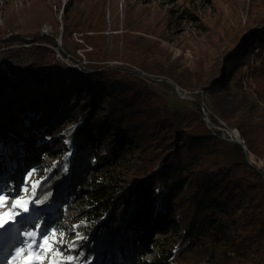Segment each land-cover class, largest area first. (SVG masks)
Returning a JSON list of instances; mask_svg holds the SVG:
<instances>
[{"label":"trees","instance_id":"1","mask_svg":"<svg viewBox=\"0 0 264 264\" xmlns=\"http://www.w3.org/2000/svg\"><path fill=\"white\" fill-rule=\"evenodd\" d=\"M106 1H96L85 17L79 3L70 0L68 5L74 14L63 37L67 41L74 32L81 34L75 46L89 60L84 70L48 71L57 57L54 37L35 32L7 38L0 25V47L22 45L10 54L16 74L0 59V89H17L21 97L15 98H22L28 86L44 89L41 102L27 94L20 108V101L7 97L9 113L19 111L8 121L31 125L48 118L52 102L55 109L65 110L47 132H60L65 162L46 170L31 188L30 201L43 211L46 231L65 219L73 194H85L89 205L74 225L85 239L68 248L72 261L59 264H136L152 231L175 233L173 250L165 257L171 264H264V173L248 158L251 152L264 159V16L221 43L209 41L208 71L206 66L194 71L170 63L157 36H149H165L164 31L117 34L142 69L171 77L185 88L201 85L213 121L217 116L235 125L245 148L207 126L200 94L195 98L199 105L184 110L140 78L123 77L122 70L129 67L110 64L117 56L108 48ZM35 2L49 11L45 0ZM253 58L260 60L252 68L257 98L249 97L242 78L243 67ZM36 142L30 133L24 144Z\"/></svg>","mask_w":264,"mask_h":264},{"label":"rangeland","instance_id":"2","mask_svg":"<svg viewBox=\"0 0 264 264\" xmlns=\"http://www.w3.org/2000/svg\"><path fill=\"white\" fill-rule=\"evenodd\" d=\"M35 1L0 0V25L6 27L7 38L11 34L17 33L28 35L43 32L49 34L57 42L56 45H52L57 57L55 65L48 71L61 72L65 68L74 67L84 70L83 66L89 60L84 55L83 49L75 46L76 42L82 41L80 39L81 34L74 32L67 41L63 37L64 25L74 14L71 6H68L70 0H45L44 5L49 8L47 12H44L38 6L40 3L43 4L42 2L38 4ZM96 1L98 0H73V3L80 4L78 7L81 11H84L83 16L85 17ZM104 10L108 26L106 33H109L108 48L113 47L111 53L114 54L115 52V56H117L116 60L109 61L110 64L129 67L130 70L126 68L122 70L123 77L139 81L141 79L149 87L165 96L170 105H177L184 110H190L199 105L197 99H195L198 98V94L201 95V98H199L201 104L203 102L202 98L205 101L208 98L203 87L199 85L194 88H185L171 77L142 69L136 62L135 53L124 46L126 41L121 38V32H133L132 29H137L138 33L141 31V34L144 35L145 31L151 29L159 32L164 31L165 36L153 34L149 36H157L154 38L161 42L165 58H168L170 63L183 68L188 67L190 70L201 71L203 67L211 63L209 58L212 55V50L206 52V46L210 45V42L214 43V40L221 43L224 39L227 40L228 35L237 34L248 23L260 20L264 16V0H107ZM119 33L120 35H117ZM24 45L28 46L30 44ZM21 46L5 44L0 47V59L6 63L4 67L10 73L16 74L18 72V68L11 59L10 54ZM253 59L243 67L242 78L249 97L257 98L254 91L256 82L252 68L255 64L256 66L259 65L260 60ZM208 70L209 68L205 69V71ZM165 82L169 84L167 85ZM176 87L186 93L190 92L192 98L189 99L180 95ZM27 89L28 93L25 89L22 98H15L16 96L21 97L17 89H0V190H2L0 195L7 196V200L0 204V215L9 211L22 213V209L19 207L13 209V200L17 198L29 201L28 214L18 215L15 220L9 221L11 227L6 224L4 229H0V249H4L7 255L10 256V261L12 256L15 255L17 247H25L24 255H27L28 249L22 243L26 239L23 233L35 232L37 227L42 228L49 236H51L54 229L57 233V240L61 239L59 234L62 231V239L65 244L71 243L76 233L75 219L79 213L89 207L85 194H73L70 199H67L70 202V207L67 210L65 219L61 220L57 226H51V230L46 231L49 226L44 225L42 222L41 214L43 211L36 210L31 203L29 193L32 185L44 176L48 168L65 162L67 154L65 143H58L60 132L47 133L51 129L54 119L65 114V110L55 109V102L50 104V117L36 119L32 123L33 125L18 123L15 126L8 121L9 117L19 116V111L14 108L13 114L9 113V109L6 108L7 97L13 96V100L20 101L19 108L27 102V94L32 98H39L41 102L40 96L43 95L44 89L40 91L31 86H28ZM45 92L49 94L46 89ZM203 118L205 120L204 113ZM46 122L48 123L45 124ZM224 122L230 128H237L228 121ZM206 124L212 129L211 124L207 122ZM220 129L226 135L228 134L227 129ZM30 133L33 139L37 140L32 146L24 144ZM242 137L244 139L243 135ZM248 154L251 158L255 156L251 152ZM251 158L249 160L252 163ZM36 159H39V161L37 162ZM260 160L264 163V159ZM33 169L35 171H32L31 176L26 179V174ZM92 178L93 180L97 178L95 173ZM155 211V208L150 210L151 222H153ZM29 224L33 225L31 227L33 229L26 227ZM42 235L43 233H38L36 239L39 241ZM175 240L176 235L173 231L167 234L150 232L144 239V248L140 252L136 264H171L165 257L173 250ZM57 247L58 245H53V251L48 253V257L43 261V264H49L50 259H54L56 264L66 260V257L69 256L68 248L66 246L61 248L59 254H57ZM23 258V256L17 257L15 261H12V264H22ZM120 263L121 260L115 261L114 264Z\"/></svg>","mask_w":264,"mask_h":264},{"label":"snow or ice","instance_id":"3","mask_svg":"<svg viewBox=\"0 0 264 264\" xmlns=\"http://www.w3.org/2000/svg\"><path fill=\"white\" fill-rule=\"evenodd\" d=\"M32 171L35 170L34 169L30 170L26 174V179L27 177L31 176ZM32 187L35 190L36 184L34 183ZM6 200H7V196L0 195V204L5 202ZM36 203H41V201L37 200ZM28 205H29V201L23 198H17L13 200V209L19 207L20 209H22V213H14L13 211H9L0 215V229H4L6 224L9 227H11L12 225L9 223V221L15 220V218L18 215L28 214L29 213ZM38 233H43L39 241L36 239ZM23 235L26 237V239L22 243L26 245L28 249V253L25 256L24 255L25 247H17L15 250V255L12 256L11 261H9V264H12V261H15L17 257H21V256L24 257L22 260V264H43V261L48 257V253L53 251V245H58V247L56 248V252L57 254H59L61 248L66 246L69 249H75L76 247H78L77 241L81 239H85V237H81L79 233L76 232L75 238L72 240V242L65 244V242L62 239L63 237L62 231L59 234L61 239L57 240V233L54 229L51 232V236H49V234L44 232V230L40 227H37V230L35 232H24ZM73 259L74 257L71 255L66 257L67 261H72ZM49 264H56V262L54 259H50Z\"/></svg>","mask_w":264,"mask_h":264},{"label":"built area","instance_id":"4","mask_svg":"<svg viewBox=\"0 0 264 264\" xmlns=\"http://www.w3.org/2000/svg\"><path fill=\"white\" fill-rule=\"evenodd\" d=\"M176 90L179 92L180 95L187 97L189 99L192 98L190 92L186 93L184 91H182L179 87H176ZM203 99V102L201 104V109L204 113L205 116V120L208 124H211V128L214 130V133H219L222 135L223 138L229 140V141H236L241 143L243 146H245V140L243 139L240 131L237 128H230L226 122H224V120H222L221 118L217 117V122H213V118H212V112L211 110L207 107L206 103H205V99ZM220 128L223 129H227L228 134L226 135L225 133H223L221 131Z\"/></svg>","mask_w":264,"mask_h":264},{"label":"bare ground","instance_id":"5","mask_svg":"<svg viewBox=\"0 0 264 264\" xmlns=\"http://www.w3.org/2000/svg\"><path fill=\"white\" fill-rule=\"evenodd\" d=\"M252 163L256 166H258L261 169H264V163L262 160H260L259 158H256L255 156H253L252 158Z\"/></svg>","mask_w":264,"mask_h":264},{"label":"water","instance_id":"6","mask_svg":"<svg viewBox=\"0 0 264 264\" xmlns=\"http://www.w3.org/2000/svg\"><path fill=\"white\" fill-rule=\"evenodd\" d=\"M245 148H246V146H244ZM248 158L250 159L251 158V156H250V154H248ZM261 169V168H260ZM262 171H263V173H264V169H262Z\"/></svg>","mask_w":264,"mask_h":264}]
</instances>
